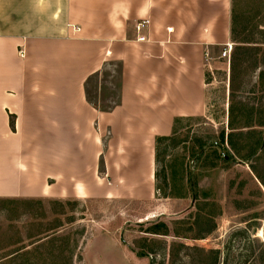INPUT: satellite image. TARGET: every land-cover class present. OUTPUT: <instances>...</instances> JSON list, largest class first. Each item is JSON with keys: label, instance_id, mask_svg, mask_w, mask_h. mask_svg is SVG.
I'll use <instances>...</instances> for the list:
<instances>
[{"label": "crops", "instance_id": "obj_1", "mask_svg": "<svg viewBox=\"0 0 264 264\" xmlns=\"http://www.w3.org/2000/svg\"><path fill=\"white\" fill-rule=\"evenodd\" d=\"M232 1L0 0V199H156V139L206 113ZM113 64L103 109L89 87Z\"/></svg>", "mask_w": 264, "mask_h": 264}, {"label": "rangeland", "instance_id": "obj_2", "mask_svg": "<svg viewBox=\"0 0 264 264\" xmlns=\"http://www.w3.org/2000/svg\"><path fill=\"white\" fill-rule=\"evenodd\" d=\"M232 2L240 42L231 40L232 54L239 45L246 51L234 66L232 54L229 66L222 58L225 47L207 56L206 113L182 119L174 141L160 145L158 169L166 170L174 197H187L0 199V264H222L235 232L250 227L264 242V187L250 168L257 164L264 179V127H245L251 118L264 121V0ZM119 87L120 66L113 64L91 81L90 99L111 108ZM162 223L168 236L147 233ZM230 264H238L235 253Z\"/></svg>", "mask_w": 264, "mask_h": 264}, {"label": "trees", "instance_id": "obj_3", "mask_svg": "<svg viewBox=\"0 0 264 264\" xmlns=\"http://www.w3.org/2000/svg\"><path fill=\"white\" fill-rule=\"evenodd\" d=\"M237 28H238V21H237V16L235 14V9H234V4L232 3V26H231V40L232 42L238 44L240 42H238V32H237ZM246 48L243 46H236V48L233 51L232 54V63L233 66L234 64L239 61L237 60V55L238 53L241 51H246ZM261 78L264 79V72L261 75ZM233 111V110H232ZM182 119H176L175 121V128H174V132L170 137H158L156 139V160H155V164H156V170H155V182H156V193H160L159 194V199H185L187 197V195H177L174 197V195L172 194V185L170 187V182L168 179V176L165 174L166 170L163 168L161 171L158 169L159 164L161 162L160 157H161V153H160V145L165 143V142H169V141H174L173 137L176 135L175 134V129L176 126L178 125V123L181 121ZM235 118H234V114L232 113L230 115V120H229V127L233 129V126H235ZM256 122H253V118L250 119V122L247 123V125L245 127H253L252 125L255 126V124H258L259 127H264V121L260 118H258V120H254ZM231 136V135H230ZM221 144L224 145L225 143V135L222 133L221 136ZM230 145H232V141L229 142ZM204 149L203 145H199V152L196 151L195 155H199V157L203 156V152H201ZM223 159L226 160V156H223ZM257 165V164H256ZM256 165H251L250 168L252 170V172L254 173L256 179L259 181V183L264 187V179L262 178L258 168ZM160 181H163V187H161L159 185ZM169 189V190H168ZM175 189V186H174ZM193 189H194V199H196V201L198 200V196L196 194V190L198 189L197 184L195 183V181L193 180ZM168 190V191H167ZM158 194H156V198ZM160 228H162L161 231L156 232V231H152V232H147L148 234H152V235H163V236H168L169 235V228L166 224L162 223L159 226ZM258 248H257V246ZM233 253H235L236 258H237V263L238 264H264V242H262L261 240H256L253 239L251 233H250V227H247L244 230H240L235 232L230 240L227 242V244L224 247V251L222 252V254H224V258H223V262L222 264H230V259L232 258ZM261 262V263H260Z\"/></svg>", "mask_w": 264, "mask_h": 264}, {"label": "built area", "instance_id": "obj_4", "mask_svg": "<svg viewBox=\"0 0 264 264\" xmlns=\"http://www.w3.org/2000/svg\"><path fill=\"white\" fill-rule=\"evenodd\" d=\"M146 25H148L147 22L144 23H140L137 26V29L140 31L141 29H143ZM143 40V39H141ZM231 54H232V45H228L222 53V58L225 59L227 61L228 66L230 65V60H231ZM21 56L24 57V53L21 52Z\"/></svg>", "mask_w": 264, "mask_h": 264}]
</instances>
